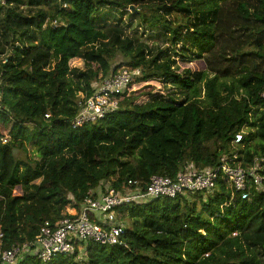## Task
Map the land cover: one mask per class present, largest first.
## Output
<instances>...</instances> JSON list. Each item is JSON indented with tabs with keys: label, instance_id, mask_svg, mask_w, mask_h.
Wrapping results in <instances>:
<instances>
[{
	"label": "trees",
	"instance_id": "trees-1",
	"mask_svg": "<svg viewBox=\"0 0 264 264\" xmlns=\"http://www.w3.org/2000/svg\"><path fill=\"white\" fill-rule=\"evenodd\" d=\"M136 26L163 35L168 47L154 49L126 31ZM76 59L84 66H72ZM123 66L142 74L118 96L119 109L73 128L81 94L93 95ZM263 92L264 0H6L0 251L33 244L16 264H264V188L242 199L223 177L213 192L115 208L122 245L87 241L47 262L36 245L46 221L75 218L69 208L81 212L87 197L108 187L144 191L154 175L175 178L225 158L258 163L264 174Z\"/></svg>",
	"mask_w": 264,
	"mask_h": 264
},
{
	"label": "built area",
	"instance_id": "built-area-1",
	"mask_svg": "<svg viewBox=\"0 0 264 264\" xmlns=\"http://www.w3.org/2000/svg\"><path fill=\"white\" fill-rule=\"evenodd\" d=\"M6 0H0L5 4ZM67 7V3L62 4ZM59 26L56 19L51 22ZM142 74L140 68L123 66L108 77L97 82L93 95L86 97L81 94L79 101L80 110L72 120V127L78 128L84 124L96 123L120 107L118 96L123 94L130 84ZM264 96V92L262 94ZM4 109L0 94V111ZM49 114L46 117L49 118ZM8 136L3 137V142L8 141ZM244 140L242 132L236 134L234 143L240 144ZM238 158L234 154L233 160ZM264 160V159H263ZM235 161L223 159L220 165L198 169L191 166L181 171L177 177L154 175L145 190L140 188L128 189L119 193L113 187H108L100 198H86V204L81 212H76L75 218L65 217L57 223L46 221L37 237L38 256L47 262L59 254H73L80 243L87 241L99 242L105 245H122L121 236L125 227L117 221L115 208L125 203L139 202L148 198L170 197L174 198L185 192H213L217 188L218 179L223 177L229 182L234 193H240L242 199L251 197V190L264 188V174L260 172L261 165L255 163L250 167L232 165ZM130 186H138L139 182L129 180ZM140 187V186H139ZM95 215V218H92ZM3 236L0 233V238ZM29 243L13 245L0 251V264H16L18 259L32 250ZM79 245V246H78Z\"/></svg>",
	"mask_w": 264,
	"mask_h": 264
},
{
	"label": "rangeland",
	"instance_id": "rangeland-1",
	"mask_svg": "<svg viewBox=\"0 0 264 264\" xmlns=\"http://www.w3.org/2000/svg\"><path fill=\"white\" fill-rule=\"evenodd\" d=\"M25 12H29V8L25 7L23 8ZM38 10L37 8H33L32 12ZM125 22L129 21V16H126L123 18ZM126 31L130 34V35H134L137 36L138 38H140L141 41L147 42L150 47L154 48V49H166L168 47V42L166 40V38L163 35H159V34H150L151 32L145 30L143 27L140 26H136V28H127ZM178 58V57H177ZM121 60V58H119ZM72 66H76V67H83L84 63L82 60L76 59L73 60L72 62ZM180 65L183 68H191L193 70H203L205 69V64L203 61H199L196 63H190V62H185V61H180ZM176 91V94H180L178 96V98L183 99L184 97L182 96L183 94L178 91L177 89L173 88L172 86H167L165 87V91L169 92V91ZM69 213L72 214H76L77 210L73 209V208H69Z\"/></svg>",
	"mask_w": 264,
	"mask_h": 264
},
{
	"label": "water",
	"instance_id": "water-1",
	"mask_svg": "<svg viewBox=\"0 0 264 264\" xmlns=\"http://www.w3.org/2000/svg\"><path fill=\"white\" fill-rule=\"evenodd\" d=\"M134 9V7H132ZM17 151V150H16Z\"/></svg>",
	"mask_w": 264,
	"mask_h": 264
}]
</instances>
